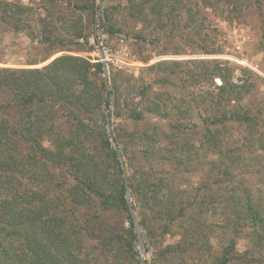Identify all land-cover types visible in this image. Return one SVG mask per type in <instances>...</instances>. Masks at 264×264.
Wrapping results in <instances>:
<instances>
[{
  "label": "trees",
  "instance_id": "obj_1",
  "mask_svg": "<svg viewBox=\"0 0 264 264\" xmlns=\"http://www.w3.org/2000/svg\"><path fill=\"white\" fill-rule=\"evenodd\" d=\"M163 1L156 9L159 18L167 15L163 10L167 0ZM147 2L151 1L144 0ZM96 10L98 4L94 13ZM0 12L4 23L18 29L19 22L24 17L27 20L32 11L6 2ZM47 12L40 30L45 47L64 49L66 44L79 42L80 34L72 25L64 30L50 8ZM21 24L27 27L29 20ZM51 53L49 50L48 56ZM183 63L162 60L144 70L159 66L163 72L157 77L167 88L168 74ZM203 63L207 64V77L221 79L217 101L225 102L222 119L203 125L204 146L214 137L212 124L250 120L225 108L238 87L227 80L219 62ZM108 88L112 136L124 158L131 206L139 210L146 237L151 238L154 231L169 236L177 227L180 239L165 245L163 254L176 257L178 264H195L194 255L211 250L210 228L214 225L206 216L216 212L218 202L224 225L235 235L243 230L252 232L259 251L264 246L261 203L248 193L236 194L235 188L219 201L202 182L189 189L180 185L189 171L188 164L201 163L198 147L183 137L188 126L180 120L182 105L165 89L155 92L151 82L132 74H126L123 83L115 84L114 80ZM104 94L100 61L61 55L40 67H0V264H132L129 247L136 240V232L119 153L106 124ZM136 95L139 100H135ZM146 114L165 120L166 129L146 122ZM172 116L179 120L170 122ZM113 118H123L129 124L123 129ZM239 157L237 154L236 159ZM111 209L122 210L130 222L127 238L120 244L113 242L114 230L102 219ZM233 246L228 243L221 256L216 255L211 262L205 259L204 264H230L235 258H245L243 254L231 256Z\"/></svg>",
  "mask_w": 264,
  "mask_h": 264
},
{
  "label": "rangeland",
  "instance_id": "obj_2",
  "mask_svg": "<svg viewBox=\"0 0 264 264\" xmlns=\"http://www.w3.org/2000/svg\"><path fill=\"white\" fill-rule=\"evenodd\" d=\"M68 1L69 4L67 0H0V6L8 2L12 6L30 7L32 11L27 19L29 26L21 24L27 22L24 17L17 25L18 29L4 23L0 12V67H40L58 56L75 55L91 62H102L110 87L114 80L115 84L123 83L125 75L132 74L151 82L155 92L165 89L175 103L182 105L184 110L180 120L188 126L183 137L190 145L193 142L198 147L201 158L198 166L193 162L188 164L186 169L189 171L183 175L180 185L189 189L202 182L213 190V198L219 201L235 188L236 194L248 193L264 207V0H167L163 9L167 15L162 18L156 9L163 0L147 3L144 0H102L98 38L103 54L93 37V17L97 13L94 9L98 0ZM46 8L51 9L58 20L57 25L61 24L64 30L72 25V30L80 34L79 42L66 44L64 49L43 45L40 30L48 16ZM49 50L52 53L48 56ZM33 60L36 63H31ZM162 60L184 62L175 66L173 74H168L167 88L158 79L163 72L159 66L144 70ZM205 60L219 62L226 71L227 80L238 87V93L225 108L246 115L250 121L225 119L223 125L219 121L212 124L214 139L203 146L201 141H206L203 125L221 120V107L225 104L217 101L221 79L206 76ZM139 99L136 95L135 100ZM145 118L146 122L161 124L160 127L166 129L165 120L150 114ZM168 120L174 123L179 119L172 116ZM113 121L123 129L129 124L123 118L121 121L113 118ZM237 154L240 160L236 159ZM234 158L235 163L232 162ZM224 168L225 172H222ZM214 207L216 212L206 216L207 222L214 225L210 228L211 250L194 255L198 261L195 264H204L205 259L211 262L216 255L221 256L223 248L230 242L234 243L231 256L245 255L230 264H264V246L258 251L252 232L243 230L233 234L232 228L224 225L220 204L217 202ZM134 212L139 219L138 208ZM102 219L114 230L113 242L123 243L127 238L125 231L130 227L125 213L111 209ZM145 230L141 226L143 240L149 248L144 255L148 264H178L176 257H165L163 249L180 239L179 229L173 227L169 236H159L154 231L151 238L146 237ZM129 248L133 254L132 264H141L137 237Z\"/></svg>",
  "mask_w": 264,
  "mask_h": 264
},
{
  "label": "water",
  "instance_id": "obj_3",
  "mask_svg": "<svg viewBox=\"0 0 264 264\" xmlns=\"http://www.w3.org/2000/svg\"><path fill=\"white\" fill-rule=\"evenodd\" d=\"M101 12H102V0H98V10H97L96 16L94 18V22H93V36H94V39L97 40L99 51L103 54L104 49L101 46V44L99 42V38H98V24H99V21H100ZM103 67H104V71H105L104 101H105L106 124H107V128H108L109 134L111 135V140H112L114 146L116 147V149H117V151L119 153V159H120L121 165H122L124 184H125V189H126V201H127V204H128L129 213H130V215L132 217L133 225L135 227L137 241H138V244H139V247H140V250H141V252H140V262H141V264H148V262L146 261V259L144 257V255L146 253V245H145V242H144L143 237H142L141 225H140L139 219L137 218V216H136V214H135V212H134V210H133V208L131 206L130 187H129V181H128L126 165H125V162H124V158H123L122 154L120 153V151L118 149V146H117V144H116V142H115V140H114V138L112 136L111 124H110V118H109V110H108V104H107L108 95H109V88H108L109 81H108V77L106 75L105 65Z\"/></svg>",
  "mask_w": 264,
  "mask_h": 264
},
{
  "label": "built area",
  "instance_id": "obj_4",
  "mask_svg": "<svg viewBox=\"0 0 264 264\" xmlns=\"http://www.w3.org/2000/svg\"><path fill=\"white\" fill-rule=\"evenodd\" d=\"M237 61H239V60H237ZM239 62L243 63V61H242V60H240Z\"/></svg>",
  "mask_w": 264,
  "mask_h": 264
}]
</instances>
